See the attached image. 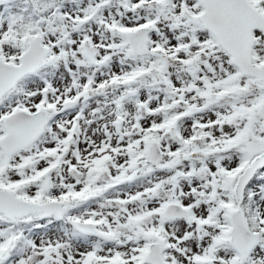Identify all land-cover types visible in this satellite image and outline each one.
<instances>
[{
	"label": "snow or ice",
	"instance_id": "snow-or-ice-1",
	"mask_svg": "<svg viewBox=\"0 0 264 264\" xmlns=\"http://www.w3.org/2000/svg\"><path fill=\"white\" fill-rule=\"evenodd\" d=\"M0 264H264V0H0Z\"/></svg>",
	"mask_w": 264,
	"mask_h": 264
}]
</instances>
